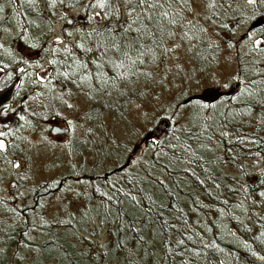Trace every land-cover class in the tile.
<instances>
[{
  "label": "trees",
  "instance_id": "trees-1",
  "mask_svg": "<svg viewBox=\"0 0 264 264\" xmlns=\"http://www.w3.org/2000/svg\"><path fill=\"white\" fill-rule=\"evenodd\" d=\"M73 9L82 15L65 19L66 42L48 45L52 21ZM254 17L242 0H0V90L26 82L41 111L25 126L57 115L67 96L87 106L52 156L66 157L58 183L0 201V264H264V26L256 46L233 51L235 95L182 104L219 66L216 32L232 36ZM39 49L47 66L36 90L16 53ZM179 51L188 68L166 104L155 70ZM156 97L165 136L118 171L129 144H106ZM13 140L5 156L25 159Z\"/></svg>",
  "mask_w": 264,
  "mask_h": 264
},
{
  "label": "rangeland",
  "instance_id": "rangeland-1",
  "mask_svg": "<svg viewBox=\"0 0 264 264\" xmlns=\"http://www.w3.org/2000/svg\"><path fill=\"white\" fill-rule=\"evenodd\" d=\"M242 1L249 6V9L252 10L255 16H259L261 15L260 12H264V0H251V2L250 0ZM195 11L198 12V8H195ZM81 15V9L68 10L64 11V19L52 21L51 31L47 36L48 45L52 43L56 45L65 43V19H77ZM250 21L251 18L246 22L240 21V24L238 26L236 25L232 36H229L223 32H216V35L220 40L218 44L219 66L210 74L209 77L202 81H198L197 85L190 87V89L194 91L191 93V95L198 93L201 89L206 87L219 86L227 88L234 82L233 77L235 74V66L233 65L232 60L233 51L240 54L245 48L249 46H256L259 40L257 37L259 34L256 35V33H251L247 36V39L241 43L237 50H234L233 48L235 39L244 33ZM16 55L19 61L17 62L18 65L16 64L19 67L18 71L21 72L20 67L22 65L25 66V68L30 71V76L26 77V80L27 82L35 81L36 84L34 88L37 90L39 87L37 83L43 79L42 76L44 75L47 66L45 57L46 51L42 49H39L35 52L22 51L18 54L16 53ZM185 58L186 56L184 57L180 51L174 52V54L171 55L165 63H161L156 67V76H161L162 82L166 86L165 93L167 96L164 100L166 104L169 103L172 95L178 93L182 89V85L179 83L180 80L178 77H176L175 72L178 73L179 69L188 68ZM5 76V74L0 75V84L4 80ZM170 79H172L173 82L168 83ZM170 84L174 87H171ZM26 86V82H24L16 91L12 102L14 106L13 108L12 106H8L0 111V121L4 120L6 122V129H3L0 125V201L8 200L10 202L17 203L20 202L18 201V197H24L23 199L25 201L29 187L36 186L38 184L43 186L49 183H58V179L61 178V176L66 171V157L56 156L57 158H55L54 161L52 156L56 152L63 155L68 139H64L57 135L52 136L49 134V130L52 125L65 127L70 130L69 137L75 136L76 129L78 128V125L75 124V122H77V115L81 116L87 110V106L83 102L82 98L67 96L65 100L61 102L62 107L59 105L62 110L59 109V111H57V115L52 116L51 114H48L47 117L43 116L37 123H33L30 128H27L25 126L27 125L26 121L21 119V125L17 126L14 131L10 132L7 129L10 122L8 115L13 114V112L20 107L29 108V110H31L30 105H32L33 102L32 94H34V91L29 92L30 90H27ZM156 102H162V97H156L153 104L148 105L150 106L149 109L147 106H144L143 110L140 108L135 109L130 130L125 125H123L122 131L115 134L116 145L115 143L106 144L107 147L105 152L116 153L118 150L117 148L121 147H115L117 146L118 142L129 144V149H131L135 140L147 133L152 128V126L160 120L159 115L163 118L164 115L161 113V110L156 112L154 109V107H159V105H156ZM164 111L166 112L167 110ZM142 112L144 116L143 118L140 117ZM6 131L9 133H4ZM2 136L14 139L13 141L17 142V152L25 153V159L16 158L9 155L5 156L7 153L5 149V137L1 138ZM101 139L103 138H99L100 142L102 141ZM101 144L102 143H100V145ZM126 155L124 154L122 156L123 160L125 159ZM144 155L147 156L148 154L145 153ZM74 162L75 164L73 167L76 168L78 160L75 159ZM87 164V162L84 163V166ZM108 164L112 170L116 169L112 162ZM132 168L137 169L138 166L135 165L132 166ZM96 171L101 172L102 170L101 168H97ZM27 175L30 176V179L26 177ZM66 188H68V183ZM1 204L2 203H0V205ZM48 209L46 214L51 215V211L54 210V205L51 203L48 206ZM7 219L8 216L3 215V220L6 221ZM96 238L99 241L102 240L103 233L100 232Z\"/></svg>",
  "mask_w": 264,
  "mask_h": 264
},
{
  "label": "water",
  "instance_id": "water-1",
  "mask_svg": "<svg viewBox=\"0 0 264 264\" xmlns=\"http://www.w3.org/2000/svg\"><path fill=\"white\" fill-rule=\"evenodd\" d=\"M263 26L264 17L261 15L254 17L247 25L244 33H242L235 39L233 43V48L238 49L241 43H243L247 39V36L249 34ZM238 88L239 85L236 82H233L227 88L219 86L206 87L201 89L198 93H194L183 99L182 104L186 105L189 102L193 101H197L202 104H213L222 97L225 98L235 95L238 91ZM16 89L17 83L12 82L0 90V110L3 109L6 105L10 104ZM16 125L17 121L15 119H12L9 123L8 129L13 130ZM167 126L168 123L166 120H159L152 126V128L147 133L143 134L140 138L135 140L118 171L122 169H127L132 161L138 160L143 155L146 145L149 141H151L152 139L160 141L165 136ZM49 134L52 136L57 135L61 136L62 138H65L68 134V130L64 127L54 125L50 128Z\"/></svg>",
  "mask_w": 264,
  "mask_h": 264
},
{
  "label": "flooded vegetation",
  "instance_id": "flooded-vegetation-1",
  "mask_svg": "<svg viewBox=\"0 0 264 264\" xmlns=\"http://www.w3.org/2000/svg\"><path fill=\"white\" fill-rule=\"evenodd\" d=\"M44 80V78L40 81V82H42ZM12 83V82H11ZM29 92H31V91H29ZM14 96H15V92H14V94H13V97H12V100H11V102H10V104H8V105H6L3 109H5L6 107H8V106H12V108L14 107L13 106V99H14ZM30 107H31V110H29V108H23V107H20L19 109H16L14 112H13V114H9L8 115V118L10 119V121L12 120V119H15L16 121H17V125H16V127L17 126H19V123H20V120L22 119V120H25L26 122L28 121V119H29V115H31V113H39L40 111L39 110H36L37 109V107L35 106V104L32 102V105H30ZM35 107V108H34ZM3 109H1L0 111H2ZM10 123V122H9ZM0 125L2 126V128L3 129H6V122L4 121V120H1L0 121ZM8 126H9V124H8ZM52 126H54V125H52ZM16 127L13 129V130H9L8 128V130L10 131V132H12V131H14L15 129H16ZM65 128V127H64ZM67 130H68V135H69V129L68 128H66ZM4 133H6V134H8L9 132H4ZM68 135H67V137L66 138H64V139H68ZM5 136H2L1 138H4Z\"/></svg>",
  "mask_w": 264,
  "mask_h": 264
},
{
  "label": "snow or ice",
  "instance_id": "snow-or-ice-1",
  "mask_svg": "<svg viewBox=\"0 0 264 264\" xmlns=\"http://www.w3.org/2000/svg\"><path fill=\"white\" fill-rule=\"evenodd\" d=\"M250 2H251V0H250Z\"/></svg>",
  "mask_w": 264,
  "mask_h": 264
}]
</instances>
